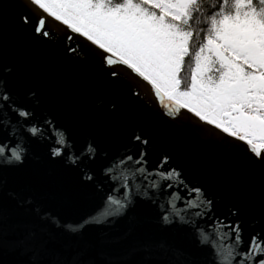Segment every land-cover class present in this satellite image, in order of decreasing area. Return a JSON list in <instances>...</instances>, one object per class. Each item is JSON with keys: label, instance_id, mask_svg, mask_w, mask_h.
<instances>
[{"label": "water", "instance_id": "water-1", "mask_svg": "<svg viewBox=\"0 0 264 264\" xmlns=\"http://www.w3.org/2000/svg\"><path fill=\"white\" fill-rule=\"evenodd\" d=\"M70 34L33 0H0V264H227L229 246L238 264L264 236V153Z\"/></svg>", "mask_w": 264, "mask_h": 264}, {"label": "snow or ice", "instance_id": "snow-or-ice-1", "mask_svg": "<svg viewBox=\"0 0 264 264\" xmlns=\"http://www.w3.org/2000/svg\"><path fill=\"white\" fill-rule=\"evenodd\" d=\"M237 2L247 7L252 0ZM33 3L56 21H62L72 34L98 45L105 53L106 64L127 66L149 81L161 101L167 98L168 106L188 109L224 133L245 141L256 157L264 153V14L257 15L255 8L214 19L203 42L193 50L192 38L199 36L190 30L196 0H143L144 5L155 11H147L133 0H124L114 7L107 6L104 0H33ZM45 19L43 15L37 18L35 31L47 37L50 33ZM29 20L26 18L25 22ZM72 34L67 37L69 41L75 39ZM185 58L194 67L190 84L182 89L179 73ZM110 74L115 76L117 72L114 69ZM2 99L7 101V95ZM18 115L25 120L29 118L27 112ZM29 131L35 135L38 130ZM10 151L13 159H21L17 149ZM62 151L63 146L54 150L53 155ZM112 203L113 198L109 197V204ZM114 203L117 205L114 212L118 213L124 203ZM108 214L111 213L107 210L103 213ZM175 214L179 216L178 211ZM163 219L168 222L169 217L164 215ZM230 227L235 244H240L239 225ZM201 237V242L207 241L203 233ZM218 251L231 264L234 249L229 246ZM238 264H264V236L250 238Z\"/></svg>", "mask_w": 264, "mask_h": 264}, {"label": "trees", "instance_id": "trees-1", "mask_svg": "<svg viewBox=\"0 0 264 264\" xmlns=\"http://www.w3.org/2000/svg\"><path fill=\"white\" fill-rule=\"evenodd\" d=\"M49 2V0H45ZM107 6L114 7L124 0H104ZM137 5L144 7L147 11H155L148 5L143 4V0H133ZM196 11L192 13L194 23L190 30L199 33V36H193L191 48L198 49L203 42L204 34L212 27V21L219 20L223 15H233L236 12L243 14L245 11L251 12L253 8L257 10V15L264 14V0H252L251 5L245 7L244 4L238 3L237 0H196ZM194 63L190 62L189 58H185L182 71L179 73V78L182 81L181 87L190 84Z\"/></svg>", "mask_w": 264, "mask_h": 264}]
</instances>
